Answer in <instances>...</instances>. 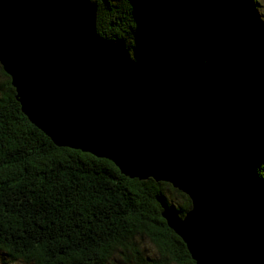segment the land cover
<instances>
[{"label":"trees","instance_id":"trees-1","mask_svg":"<svg viewBox=\"0 0 264 264\" xmlns=\"http://www.w3.org/2000/svg\"><path fill=\"white\" fill-rule=\"evenodd\" d=\"M96 30L123 40L229 130L264 185V18L258 0H91ZM163 77H162V75ZM0 254L23 264H195L162 217L189 198L122 175L110 161L57 147L22 113L0 66ZM154 249L145 256L141 241Z\"/></svg>","mask_w":264,"mask_h":264},{"label":"water","instance_id":"water-1","mask_svg":"<svg viewBox=\"0 0 264 264\" xmlns=\"http://www.w3.org/2000/svg\"><path fill=\"white\" fill-rule=\"evenodd\" d=\"M96 17L91 0H0V66L22 113L57 147L186 195L183 218L162 217L195 264H264V185L235 137L99 36Z\"/></svg>","mask_w":264,"mask_h":264},{"label":"rangeland","instance_id":"rangeland-1","mask_svg":"<svg viewBox=\"0 0 264 264\" xmlns=\"http://www.w3.org/2000/svg\"><path fill=\"white\" fill-rule=\"evenodd\" d=\"M258 3H259V10L261 11L262 16L264 18V0H258ZM221 129L224 132H228V134H230V136H232V133L229 130L225 129L224 127H221ZM225 130H227V131H225ZM141 248L144 249L145 252H143V254L145 256H149L151 258H154V256H155L154 249L149 245V243L147 242V240L141 241ZM0 264H11V263L6 262L3 259V256L0 254ZM12 264H23V263L15 262V263H12Z\"/></svg>","mask_w":264,"mask_h":264}]
</instances>
